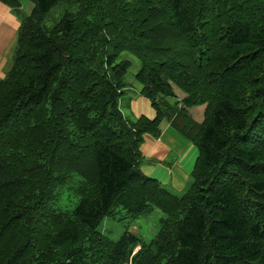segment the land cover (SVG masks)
<instances>
[{
    "label": "trees",
    "instance_id": "1",
    "mask_svg": "<svg viewBox=\"0 0 264 264\" xmlns=\"http://www.w3.org/2000/svg\"><path fill=\"white\" fill-rule=\"evenodd\" d=\"M30 1L0 80V264H264V0ZM123 51L152 119L119 107ZM162 119L198 149L182 194L141 171ZM121 209L164 217L113 241Z\"/></svg>",
    "mask_w": 264,
    "mask_h": 264
},
{
    "label": "crops",
    "instance_id": "2",
    "mask_svg": "<svg viewBox=\"0 0 264 264\" xmlns=\"http://www.w3.org/2000/svg\"><path fill=\"white\" fill-rule=\"evenodd\" d=\"M34 3L23 1L22 11L30 13ZM20 17L7 5L0 1V80L4 78L6 68L11 62V56L17 42L18 28ZM128 85V84H127ZM127 85L124 88L126 91ZM140 87L135 88L129 94V99L125 103V111L119 107L126 117L145 116L152 119L156 115L151 101L142 96ZM178 98L183 95L175 89ZM193 107L187 108L189 115L199 122L198 116H193ZM204 110V106H203ZM203 119V118H202ZM159 136L144 134L143 141L140 144L141 153V171L160 181L164 186L176 193H182V188L190 178L191 171L194 167L198 155L197 147L178 133L171 125L169 120L162 119L158 125ZM175 155L172 161H167L168 157ZM178 189V190H175Z\"/></svg>",
    "mask_w": 264,
    "mask_h": 264
},
{
    "label": "rangeland",
    "instance_id": "3",
    "mask_svg": "<svg viewBox=\"0 0 264 264\" xmlns=\"http://www.w3.org/2000/svg\"><path fill=\"white\" fill-rule=\"evenodd\" d=\"M25 0H22V3ZM31 3H33L30 0H26ZM22 5V4H21ZM34 7V6H33ZM33 9V8H32ZM76 9L75 3H68V2H59L55 6H53L47 15L45 16L43 25L46 28H51L62 16L65 10L73 11ZM32 10H30L31 13ZM15 13L19 15L20 21L25 16V13L22 11L21 6L15 10ZM30 13L26 12V15H29ZM20 27V25H19ZM19 29V28H18ZM18 32V31H17ZM13 56V55H12ZM11 56V60L13 57ZM120 59H128L131 62V65L129 69L127 70L125 74V81L127 82V88L125 93H123L120 97V106L123 111H125V103L127 99H129V94L133 92L135 88H138L140 86L139 82H137L134 78V74L137 72V70L140 67V61L137 57L133 56L132 54L123 51L120 56L118 57V60ZM10 63V62H9ZM6 74V73H5ZM141 88V87H140ZM178 93L184 94L181 90L178 88H175ZM193 116H198L199 121L203 118V105H196L193 109ZM175 155H172L171 157L167 158V161H172L174 159ZM80 177L77 174H74L72 176V183L75 184ZM191 183V179L189 178L187 180L186 185L182 188L184 193L186 189L189 187ZM175 190H178L175 188ZM181 193V194H182ZM59 205L62 207H69L70 204L66 202L65 200H60L58 202ZM124 210H120L115 214V216H108L104 219L103 224L100 227L101 232L108 236L113 241H116L119 236L123 233L125 230H129L130 232L134 233L136 236H138L140 241L148 242L151 238L154 237L156 234L158 228H159V220L161 217H164V214L160 212L157 209H154L152 212L147 213L145 215H142L138 218L131 219L130 217L125 216ZM137 246L135 250L138 248Z\"/></svg>",
    "mask_w": 264,
    "mask_h": 264
}]
</instances>
